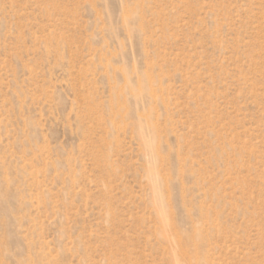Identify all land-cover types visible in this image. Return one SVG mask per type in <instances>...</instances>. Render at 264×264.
<instances>
[{"label": "rangeland", "instance_id": "obj_1", "mask_svg": "<svg viewBox=\"0 0 264 264\" xmlns=\"http://www.w3.org/2000/svg\"><path fill=\"white\" fill-rule=\"evenodd\" d=\"M0 264H264V0H0Z\"/></svg>", "mask_w": 264, "mask_h": 264}]
</instances>
